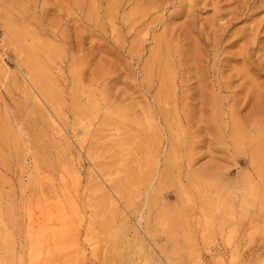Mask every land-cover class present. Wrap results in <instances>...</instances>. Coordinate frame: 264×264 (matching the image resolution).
<instances>
[{"label": "rangeland", "instance_id": "obj_1", "mask_svg": "<svg viewBox=\"0 0 264 264\" xmlns=\"http://www.w3.org/2000/svg\"><path fill=\"white\" fill-rule=\"evenodd\" d=\"M112 1L0 0V264H264V0Z\"/></svg>", "mask_w": 264, "mask_h": 264}, {"label": "bare ground", "instance_id": "obj_2", "mask_svg": "<svg viewBox=\"0 0 264 264\" xmlns=\"http://www.w3.org/2000/svg\"><path fill=\"white\" fill-rule=\"evenodd\" d=\"M57 1L54 2H49L48 0H41L42 5L40 6V8H43L44 10H47V6H51V5H55L57 4ZM57 7L60 9L63 8L62 3H58ZM110 11L115 7V0H113L111 2V4L109 3L108 5ZM69 9H67V14H69ZM2 17H0V21ZM3 24V22H1ZM8 23V24H7ZM6 25H4L3 27V37H0V41L2 40L3 44H0V46L4 45L5 43V39L6 37L11 40V34H15L14 28L12 26H10V22L9 20H7ZM56 25V24H55ZM159 54H157L156 56L158 57ZM29 67H33V63L29 62L28 64ZM31 69V68H30ZM33 69V68H32ZM167 69V68H166ZM167 75L163 74L161 75V79L158 81V93L157 95L153 96V102L156 103V106L159 110L160 114H163V118H162V123L167 125V127H169V132L172 135L171 138V142L169 141V146H168V151L165 153L166 157V165H164V167H171L175 161L176 158V152H177V148L176 145L180 146V137L178 135H174L171 133V129L173 128V126L178 127V125L181 123L183 124H189V115L188 112L185 113V110L183 108V103L182 106H177V105H173L171 106V108H164V107H160V103L163 104H168V98L170 96L169 94V89L168 87H170V82L172 79V74L170 73L169 68L167 69ZM32 79L40 85V87L44 90L45 86L42 83L41 77L38 75L37 71H33V77ZM198 98L196 100H198V102L201 104L202 102H208L210 100H208V98L206 97L207 93L203 90H198ZM201 99V100H199ZM246 104L248 103V99H245ZM215 103H217L216 101H212L211 99V106L214 107ZM149 106H151V104L149 103ZM152 108V107H151ZM118 113H120V111H117ZM149 114L152 115L151 111L149 112ZM80 119L81 120L83 118V116L85 115V113L82 111ZM168 115V116H167ZM253 115H256L255 119L251 120V118L248 120L249 122H251L250 126H248L245 122L236 125L235 127H233V129H231L229 135H228V139L230 140L229 145H227L226 150L230 151L231 155L234 157H238L241 153H243V151L241 150V147H239L240 144L243 143L242 141V135L244 132H248L249 130H259V133L264 135V107L260 108L258 111H256ZM203 122V124L206 123V121H203L202 118L198 117L197 120L194 121L195 124H197V126H199V123ZM170 126H172L170 128ZM82 132L86 133V129L83 128ZM75 136V135H74ZM170 136V135H169ZM77 144L80 146L82 141H80L79 139H75ZM142 145L144 147V150L146 152V155H151V152L153 153V148L155 147V144L157 143L156 141H152V140H148L147 142L144 139H141ZM260 142L262 144H260V147H257L256 149H254V151L250 154V162L251 164H257L260 167H262L264 165V140H260ZM147 148V149H146ZM222 149V148H221ZM154 155V153H153Z\"/></svg>", "mask_w": 264, "mask_h": 264}]
</instances>
